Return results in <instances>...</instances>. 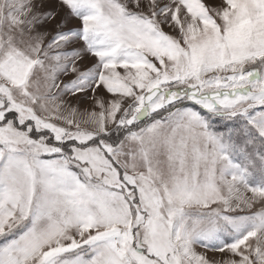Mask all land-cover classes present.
I'll return each instance as SVG.
<instances>
[{
  "label": "snow or ice",
  "instance_id": "6c2138e0",
  "mask_svg": "<svg viewBox=\"0 0 264 264\" xmlns=\"http://www.w3.org/2000/svg\"><path fill=\"white\" fill-rule=\"evenodd\" d=\"M0 264H264V0H0Z\"/></svg>",
  "mask_w": 264,
  "mask_h": 264
}]
</instances>
